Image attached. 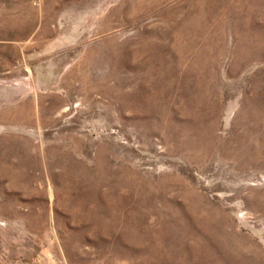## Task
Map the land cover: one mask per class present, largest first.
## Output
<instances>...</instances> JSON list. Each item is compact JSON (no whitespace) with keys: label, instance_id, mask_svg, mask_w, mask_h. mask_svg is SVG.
Wrapping results in <instances>:
<instances>
[{"label":"rangeland","instance_id":"rangeland-1","mask_svg":"<svg viewBox=\"0 0 264 264\" xmlns=\"http://www.w3.org/2000/svg\"><path fill=\"white\" fill-rule=\"evenodd\" d=\"M0 264H264V0H0Z\"/></svg>","mask_w":264,"mask_h":264},{"label":"bare ground","instance_id":"bare-ground-1","mask_svg":"<svg viewBox=\"0 0 264 264\" xmlns=\"http://www.w3.org/2000/svg\"><path fill=\"white\" fill-rule=\"evenodd\" d=\"M128 9V8H127ZM201 10V9H200ZM133 11V10H132ZM137 12V11H136ZM232 250V249H231ZM236 250V249H235Z\"/></svg>","mask_w":264,"mask_h":264}]
</instances>
